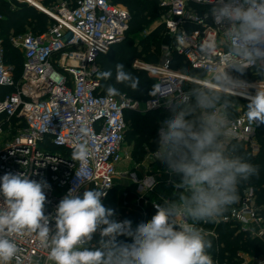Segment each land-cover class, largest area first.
I'll return each instance as SVG.
<instances>
[{"label":"built area","instance_id":"obj_1","mask_svg":"<svg viewBox=\"0 0 264 264\" xmlns=\"http://www.w3.org/2000/svg\"><path fill=\"white\" fill-rule=\"evenodd\" d=\"M5 1L13 8L40 7L57 21L42 33L12 35L11 41L24 59L19 78L15 76V67L6 62L4 39L0 35V86L11 89L0 98V177L19 172L32 180L46 182V215H54L58 203L70 190L82 197L86 190L102 189L107 193L102 197L105 205L120 174L118 166L134 160L126 139V111L140 108L139 102L126 94L109 96L102 92L98 59L124 40L131 20L130 11L113 0H54L50 5H44L43 0ZM160 6L163 62L155 67L158 78L144 111L169 110L175 97L189 89L185 87L186 81L206 80L217 66L225 64L226 29L206 16L211 7L206 0H161ZM208 39L215 40L219 47L215 59L206 63L199 46ZM175 55L182 56L184 63L197 74L188 75L172 68ZM138 63L136 60L135 64ZM228 71L245 82L241 90L250 95L242 98L249 100L257 88L264 89V77L253 68L243 74L234 69ZM246 73L261 79L250 81L244 76ZM235 110L238 112L235 116L229 110L230 128L235 134L230 143L243 142L257 154L260 150L257 129L261 123H250L247 110ZM75 143L87 144L86 163L74 161L68 154ZM156 150L147 147L144 159L134 160L135 171H127L126 175H130L135 187L123 191L115 209L114 218L130 220L133 229L141 221L152 218L156 213L154 204L165 201L157 196L159 188H176L174 176L157 158ZM176 191L182 190L176 188ZM257 192L253 186L243 188L226 213L213 222H198L196 226L203 229L207 239L217 240L219 223H229L237 233L259 241L264 249V202ZM2 200L0 196V202ZM183 222V218H178V223ZM187 222L193 223L190 219ZM50 227H54V221L50 222ZM119 238L131 241L127 236ZM12 239L20 248V255L12 264H52L48 259L49 250L35 234H16ZM98 239L96 234L93 243ZM243 252L236 253V263L224 264H264V253L251 257Z\"/></svg>","mask_w":264,"mask_h":264},{"label":"clouds","instance_id":"obj_2","mask_svg":"<svg viewBox=\"0 0 264 264\" xmlns=\"http://www.w3.org/2000/svg\"><path fill=\"white\" fill-rule=\"evenodd\" d=\"M211 5L206 16L226 29L225 64L217 66L206 80L196 78L169 104L171 115L158 129L157 158L164 163L174 187L181 189L176 199L154 204L156 213L133 229L130 220L117 221L106 207L102 189L86 190L82 197L70 190L58 203L54 215L44 208L46 182L24 173L0 177V264H12L20 248L16 234H35L49 250L52 264H213L208 250L212 243L198 222L215 221L238 200L237 186L259 175V168L237 154L230 144V99L244 81L229 74H243L253 68L264 77V0H206ZM219 44L212 39L199 46L201 58L215 59ZM100 79L112 72H99ZM115 81L138 89L139 78L116 65ZM109 96L119 90L109 84ZM246 116L250 123H264V89L249 97ZM72 160L86 163V143L72 146ZM183 218V223H178ZM193 223H188V220ZM54 221V227L50 222ZM99 239L93 243L94 236ZM127 236L131 243L118 241Z\"/></svg>","mask_w":264,"mask_h":264},{"label":"trees","instance_id":"obj_3","mask_svg":"<svg viewBox=\"0 0 264 264\" xmlns=\"http://www.w3.org/2000/svg\"><path fill=\"white\" fill-rule=\"evenodd\" d=\"M114 2L125 5L131 14V20L124 40L119 48L113 53H103L99 56V64L103 71H111L112 78L108 80H102V92L107 94L106 88L109 84L115 86L120 94H127L131 97L138 99L150 98L152 89L155 82L145 70L137 69L132 65L134 58H141L149 63H156L159 60L161 53V45L163 39V26L160 25L154 33V39L152 43L148 39H142L140 41L141 49H138L135 45V37L153 21L155 18H159L161 14V0H113ZM0 35L4 39L5 45V58L6 62L15 67V76L19 78L22 73L23 55L17 48L14 47L11 37L12 35L25 33L28 27L34 29V33L45 32L49 27V16L45 13L38 11L33 6H20L13 8L7 1L0 0ZM117 45V44H116ZM114 45V46H116ZM113 46V47H114ZM123 64L125 71L131 73L134 77H138L140 84L138 89L133 91L126 84H117L115 81L116 65ZM188 74H197L196 70L192 69L190 65L184 63V59L180 55H175L172 62V68L182 69ZM203 76V74H200ZM250 81L255 80L259 76L251 73L244 75ZM10 88L0 86V98H3L10 92ZM233 102L242 103L245 110H247V104L249 101L230 97ZM232 115H237L235 108L229 109ZM159 112L160 110H152L146 114L139 113L134 110L126 111V119L128 121V129L126 131L127 142L132 145L133 158L135 161L144 159L146 154V144L153 139L151 148L154 150L157 148L158 140V128H159ZM165 115H171L170 109L162 111ZM168 116V117H169ZM257 139L260 144V150L257 154H253L250 148H247L243 142L232 141L231 145L237 146V154L242 156L247 162L258 166L259 175L253 176L247 181H241L237 186V195L240 194L243 188L247 186H253L258 191L259 198L264 202V123L257 129ZM69 151L68 154H71ZM122 185H117L112 190L109 198L106 200L105 206L114 210L120 202V195L122 194ZM121 192V193H120ZM120 194V195H119ZM119 195V197H118ZM226 211H228L226 209ZM226 211H224L226 213ZM218 238L217 240L209 239L212 243V247L208 250L213 259V264H216L215 260L224 264L226 262H237L236 253L240 250H245L252 254H260L264 252L259 241L249 239L244 233H237L236 229L229 223L221 222L217 226ZM118 241L131 243L128 239L119 238Z\"/></svg>","mask_w":264,"mask_h":264},{"label":"rangeland","instance_id":"obj_4","mask_svg":"<svg viewBox=\"0 0 264 264\" xmlns=\"http://www.w3.org/2000/svg\"><path fill=\"white\" fill-rule=\"evenodd\" d=\"M53 1L54 0H43L42 3H44V5H50V4L53 3ZM35 8H37L38 11H40L42 13H45L42 8H40V7H35ZM49 18H50V20L48 22L49 25L56 23L57 20H56L55 17L49 16ZM159 26H160L159 25V18L157 17L153 21H151V23L145 28V30H142L140 33H138V35L135 37V45H137L138 49H141L142 48L141 45H140V41H142V39H148L150 41V43H152V41L154 39V33H155V31L157 30V28ZM25 31L26 32H35L34 29H32L30 27H28ZM120 45L121 44H117L116 46L111 47L106 53H108V52H112L113 53L117 48L120 47ZM136 60H139V63L137 65L135 64L136 63ZM162 62H163V60H162L161 53H160L159 60L156 63H149V62H146V61H144V60H142L141 58H138V57L137 58H134L131 63H132V65L135 68L145 70L148 73V75L154 81H156L157 78H158V76L155 73H157L158 69H156L155 67H160L162 65ZM181 70H182L183 73L188 74L185 71V68L184 67ZM258 79H261V77H259ZM192 86H193V82H190V81H186L185 82V87L191 88ZM239 90H241V89H239ZM119 95H121V94H119ZM119 95H117V96H119ZM246 95H250V94H248L247 92L244 93L243 95L240 94V93H235V95L232 94L231 97L238 98V99H242V100H245V101H249V100H247L245 98H242V97H247ZM239 96H241V97H239ZM132 98L136 99L139 102V108L140 109L139 110H136L137 112L142 113V114H146V113L150 112V111H147V110L144 111V109H145V102L147 101L148 97L145 98V99H143V100L138 99V98H135V97H132ZM238 102L239 101L233 102V107L236 108V109L237 108H242V110H244L245 109L244 108V105H242L241 102L240 103H238ZM141 110H143V111H141ZM158 110L161 111V112H159V115H158L159 116V127H160L161 122L166 117H168L169 115L163 114L162 111H164L165 109H162L161 108V109H158ZM152 141H153V139L150 140L149 144L148 143H145L147 145L146 148H145L146 153H147V147L149 149L153 150L151 148V145H150L152 143ZM127 144L129 146V149L128 150L131 152V155L133 156V150H134V148L132 147V149H131L130 147L132 145H130L128 142H127ZM144 156H146V154ZM134 162H135L134 160L133 161L132 160H128L127 162L123 163L122 165H119L118 168H117L120 174L116 178V185L115 186L122 184V186L124 187L121 190L122 193L125 190H130L132 187L133 188L135 187L134 183L130 180V175H126V172L127 171L133 170ZM173 179L175 181H178L177 177H173ZM179 192L180 191H178V192L176 191V188H173V187H170V186L161 187V188H159V191L157 192V196L160 199H163V200H172V199H176L177 198ZM119 195H118V197H119ZM95 238H97V237H95ZM240 251H244L243 253L247 252L245 250H240ZM248 253H249V256L253 257V256H257V255H262L264 252H262L260 254H252L250 252H248Z\"/></svg>","mask_w":264,"mask_h":264},{"label":"bare ground","instance_id":"obj_5","mask_svg":"<svg viewBox=\"0 0 264 264\" xmlns=\"http://www.w3.org/2000/svg\"><path fill=\"white\" fill-rule=\"evenodd\" d=\"M236 93H240V94H244V93H246V91H243V90H238ZM246 96H248V95H246Z\"/></svg>","mask_w":264,"mask_h":264},{"label":"crops","instance_id":"obj_6","mask_svg":"<svg viewBox=\"0 0 264 264\" xmlns=\"http://www.w3.org/2000/svg\"><path fill=\"white\" fill-rule=\"evenodd\" d=\"M131 149H132V146H131ZM131 171H135V170H134V167H133V170H131ZM137 172L140 173L139 171H137ZM140 175H141V173H140ZM121 185H122V184H121Z\"/></svg>","mask_w":264,"mask_h":264}]
</instances>
